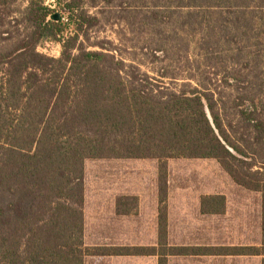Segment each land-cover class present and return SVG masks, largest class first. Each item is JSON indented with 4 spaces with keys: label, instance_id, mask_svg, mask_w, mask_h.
<instances>
[{
    "label": "trees",
    "instance_id": "1",
    "mask_svg": "<svg viewBox=\"0 0 264 264\" xmlns=\"http://www.w3.org/2000/svg\"><path fill=\"white\" fill-rule=\"evenodd\" d=\"M56 2L58 21L50 19L56 12L42 0H28L14 24L4 22L10 0H0V264H84L86 256L99 255V249L83 244L88 159L160 163L159 247L116 248L114 255H158V264H166L168 254L188 252L165 243L166 162L179 158L215 159L235 183L261 194V247L223 253L262 256L264 264V173L246 170L247 148L254 150L230 140L213 95L196 87L153 89L148 76L123 71L122 62L90 43L98 19L84 0ZM175 2L185 10L183 24L192 30L203 32L212 20L220 22L222 37L230 42L243 30L249 74L243 79L229 74L235 84L246 83L237 91L242 96L234 108L245 131L255 132L256 143L263 140L264 84L254 71L264 56V0ZM175 13L157 5L148 22L162 34ZM47 41L60 45L58 58L37 51ZM242 102L248 107L238 109ZM201 210L223 214L225 198L202 197Z\"/></svg>",
    "mask_w": 264,
    "mask_h": 264
},
{
    "label": "rangeland",
    "instance_id": "2",
    "mask_svg": "<svg viewBox=\"0 0 264 264\" xmlns=\"http://www.w3.org/2000/svg\"><path fill=\"white\" fill-rule=\"evenodd\" d=\"M27 1L10 0L11 13L5 16L4 22L16 24L15 20L20 21ZM167 1L169 2L84 0L85 9L98 19V23L90 30V43L101 45L105 52L122 62L125 66L123 71H136L140 75L139 78L148 76L153 89L165 92L196 87L200 91L210 92L213 99L217 101V109L220 111L222 124L230 140L241 147H250L254 150L252 152L247 148L248 156L244 157L248 164L246 170L250 168L251 171L264 173V138L256 143L255 132L245 131L234 108L238 102L236 99L242 96V93L237 91L246 83L242 80L241 83L235 84L236 82L229 75L233 73L243 79L249 74V69L245 66L249 55L248 50H245L247 42L241 35L243 30L239 32L240 35L235 42L228 41L227 37L223 38L219 28L220 22L213 20L203 32L198 28L192 30L190 25L183 24L185 10L177 9L175 0ZM42 2L54 10L55 15L61 16L56 0H42ZM157 5L165 10L176 12L172 20L166 19L168 23L162 28L164 29L162 34L152 29V23L148 22L151 12ZM62 20L66 21V16H63ZM261 42L264 45V37L261 38ZM259 48L263 47L259 46ZM95 49L99 50L97 47ZM37 51L49 57L58 58L61 48L59 44L47 41L42 43ZM257 60L259 67L254 74L264 84V56H260ZM226 80L229 82L227 83ZM240 105L238 109L248 107L247 102H242ZM262 118L264 119V111ZM242 135L245 139L241 138ZM159 164L154 159L86 160L84 195L90 199L91 203L88 226L97 222L93 209L101 193L102 181L105 179L111 181L112 190H115L114 185L117 182L119 191L131 192L128 185L137 184V180L142 178V173L148 175L146 179H149V182L153 180L157 183ZM166 164L168 195L176 199L184 198L186 201L184 206L187 208L201 195H224L223 197L228 198L231 205L228 218L232 230L235 231V226L238 224L242 225L243 220L245 223L248 222L251 246L261 247V194L259 192L235 183L215 159H169ZM152 171L155 172L153 176ZM232 235L231 232L230 240L235 242V237ZM192 240V237L177 234L173 242L188 244Z\"/></svg>",
    "mask_w": 264,
    "mask_h": 264
},
{
    "label": "crops",
    "instance_id": "3",
    "mask_svg": "<svg viewBox=\"0 0 264 264\" xmlns=\"http://www.w3.org/2000/svg\"><path fill=\"white\" fill-rule=\"evenodd\" d=\"M154 174L152 171V176ZM141 176L137 184L128 185L131 192L125 193L119 191L117 182L115 190H112L111 181H102L101 193L93 209L97 222L90 227L87 220L91 203L84 195L83 244L85 248L100 250L99 255L86 256L84 264H158V255L127 256L111 252L116 248H158V185L153 180L149 182L146 179L148 175L142 173ZM205 196L212 195L197 197L188 208L184 206V198L167 196L166 248L189 251L168 254L166 264H262V256L223 253L226 248L252 247L249 224L243 220L242 225L235 226L236 233L232 230L228 218L231 205L225 197L223 214L203 213L201 199ZM118 202H121L119 206ZM129 202L132 204L129 205ZM231 232L235 242L230 240ZM177 234L192 237L193 240L188 244H175L173 240Z\"/></svg>",
    "mask_w": 264,
    "mask_h": 264
},
{
    "label": "water",
    "instance_id": "4",
    "mask_svg": "<svg viewBox=\"0 0 264 264\" xmlns=\"http://www.w3.org/2000/svg\"><path fill=\"white\" fill-rule=\"evenodd\" d=\"M51 19L54 21H58L59 20V15H53L51 16Z\"/></svg>",
    "mask_w": 264,
    "mask_h": 264
}]
</instances>
